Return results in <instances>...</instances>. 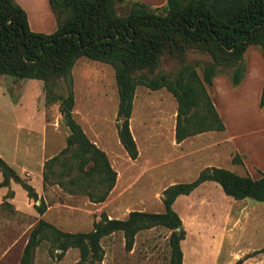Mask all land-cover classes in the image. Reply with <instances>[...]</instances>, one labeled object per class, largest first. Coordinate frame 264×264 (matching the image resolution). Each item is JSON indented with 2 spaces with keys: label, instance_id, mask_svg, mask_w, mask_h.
<instances>
[{
  "label": "trees",
  "instance_id": "obj_1",
  "mask_svg": "<svg viewBox=\"0 0 264 264\" xmlns=\"http://www.w3.org/2000/svg\"><path fill=\"white\" fill-rule=\"evenodd\" d=\"M56 20L52 32L31 31L23 9L14 0H0V74L14 78H32L42 82L44 101L57 102V110L67 128L65 147L46 159L42 179L47 170L70 151L83 175L69 178L75 184L84 175L98 174L103 190L88 193L92 201L102 200L114 183L115 171L105 153L84 134L72 116L71 68L79 57L111 66L117 94L116 133L119 143L130 158L137 150L128 121L136 86L150 90L165 88L176 101L174 138L212 130L223 124L210 100L207 87L217 73V66L232 67L230 82L236 84L242 74V54L248 45H257L264 52V0H166L160 7H151L137 0H48ZM116 3L127 6L123 14L116 12ZM186 50L208 56L196 70L198 62L182 63L174 75L155 71L160 57ZM58 79L65 83V95L54 92ZM264 104V80L258 105ZM236 161H239L237 158ZM2 183L12 176L20 182L28 196L32 188L13 174L0 158ZM205 180L216 182L223 193L234 199L264 201V173L256 178L237 174L216 166L201 168L186 182L167 185L161 191L162 212L130 211L123 219L101 216L86 232H64L39 219L22 247L19 264H30L34 248L44 239L58 248L61 255L67 248L78 250L74 264H99V239L120 230L123 247L129 250L134 234L152 225L167 227L170 248L168 264H181L179 241L184 236L181 220L172 208L178 195H186ZM37 212L43 209L37 206ZM179 227L176 231L175 229Z\"/></svg>",
  "mask_w": 264,
  "mask_h": 264
},
{
  "label": "rangeland",
  "instance_id": "obj_2",
  "mask_svg": "<svg viewBox=\"0 0 264 264\" xmlns=\"http://www.w3.org/2000/svg\"><path fill=\"white\" fill-rule=\"evenodd\" d=\"M164 4L165 2L160 6ZM126 8L127 6L116 3L115 9L118 14H123ZM179 56V54L161 56L155 71L174 75L182 63L196 61L198 62L196 70L201 74V67L208 60L207 55L191 50H186L182 57ZM216 68V74H227L230 76L232 72V67L220 65ZM100 78L102 80L101 85L98 82ZM75 81L76 90H78V87L83 90L85 81L90 82L93 90L98 91L99 95L101 90L103 91L104 89L106 102L112 106L117 105L116 87L110 65L90 60L86 57H79L75 64ZM73 85L74 82H72V92ZM137 88L138 90H145L143 88L146 87L138 85ZM53 90L56 93L65 95V83L58 79ZM147 92L148 96L146 98L156 101L159 95L151 91ZM212 94L218 95L216 88L212 90ZM142 97V92L138 91L136 94L137 100ZM226 103L229 110H231L229 112L231 119L233 102L228 101ZM247 105L248 109L253 111L252 103L249 102ZM72 108L71 113L73 116ZM49 115L52 119H55L54 116L58 115V125L64 129L66 136L67 128L59 112L53 110ZM155 116V114L149 115L147 120L142 121V125L140 123L136 125L138 130H142V132L148 131L147 134L143 133L145 136H157L158 130L154 129L152 124V119ZM2 117L4 120L0 122V132L7 133L9 125L7 112ZM115 118L116 106L114 110V122L116 123ZM154 124L158 126L157 123ZM232 127V125L229 126L228 132L233 131ZM163 132V139H167V130L163 129ZM256 132L251 135L237 137L239 139L237 140L239 143L249 146L250 138H252L259 143V148L264 150V141L262 140L264 132ZM1 135L0 150L7 151V140L4 135ZM143 136L137 137L140 154L138 155V149L136 148L137 154L135 158H130L124 149L120 152L121 154H112V158H110L108 163L115 171L114 183L100 201H92L88 194L97 195L103 190V186L98 182L97 173L91 172L89 176L84 175L83 179H79L75 184L67 183L69 178L83 175L78 169L75 159L70 157L71 150H68L60 155L59 162L54 163L47 170L46 178L42 179L41 192L29 196L32 207L30 213L14 212L6 203H1L0 264H19L22 247L28 238L30 230L39 219L61 231L74 233L90 230L92 222L98 220L101 216L123 219L128 212L133 210L148 213L162 212L160 192L163 187L170 181L186 182L192 180L196 175L197 168L204 166V161L202 160L204 157L202 152L204 150L200 151L195 148L206 140V135H191L184 140L178 151L173 143L169 145L167 141L166 146L168 148L159 160H156L159 157L158 152L156 150L155 152L153 151L154 147L145 145ZM229 142L230 140H226V143L222 146L223 150L226 151L222 156L224 160L230 158L234 164L231 165L228 162H224V165L231 167L234 170H229L237 171L235 173L239 174L242 172L237 164L240 163V157L235 151L230 149ZM134 144L136 147L135 142ZM190 150L195 151L190 154ZM209 151L211 150H206V152ZM180 156H183L182 159L186 162L184 169L172 163L174 158H180ZM237 158L239 161H236ZM252 159V156H248V163ZM258 159L264 166V153ZM259 171L256 167L252 169L254 175H258ZM168 172H171L174 178H170V176L167 178L165 175L167 174L168 176ZM208 184H214L216 187H213V185L203 187L193 193L192 198H196L197 195H204L209 198L211 205L214 207L211 209V222L205 225L204 228L205 231L208 230L210 232L209 242L206 246L205 241L198 239L195 234L191 233L187 239L190 248V264H264V201H256L250 198L234 199L225 195L216 183L209 182ZM186 203L185 195H179L172 207L179 218L180 216L182 218L181 228H183L184 232ZM207 205L210 206L208 203ZM37 206L43 209L42 213L37 212ZM205 213L208 215L207 206ZM169 232L170 230L161 224L139 230L134 234L131 248L125 250L122 233L120 230H115L99 239L101 248L99 264H168L170 252L168 245ZM59 251L58 248H54L48 241L42 239L33 250L30 264H74L78 260L79 256L76 248H67L58 256Z\"/></svg>",
  "mask_w": 264,
  "mask_h": 264
},
{
  "label": "crops",
  "instance_id": "obj_3",
  "mask_svg": "<svg viewBox=\"0 0 264 264\" xmlns=\"http://www.w3.org/2000/svg\"><path fill=\"white\" fill-rule=\"evenodd\" d=\"M137 1L151 7H158L166 0ZM14 2L25 12L27 24L31 31L49 33L55 29L56 20L48 0H14ZM77 59L71 68L72 82H74L73 118L80 125L87 138L106 154L109 161L112 158V154H121L120 152L123 149L119 143L114 122V110L117 105L114 103L115 106H112L107 103L104 89L103 91L101 90V94L99 95L98 91L93 90L90 82L85 81L83 90H80L79 87L76 90L75 64L77 63ZM242 66V74L236 84L230 82V76L227 74H215L212 77L211 84L207 87V92L224 128L222 130L197 133L196 135L205 134L206 140L202 141L195 149L204 150L202 152L204 155L202 158L204 161L203 167L216 166L232 169L224 165V162H228L231 165L234 163L231 162L230 158L224 160L222 156L226 152L222 146L226 143V140H230V149L235 151L240 157V163L237 164L240 166L242 172L239 174H248L250 177L256 178L260 175V172L264 173V166L258 159L259 156L263 155L264 150L259 148V143L252 138H250L249 146H247L239 143L237 137L251 135L257 133L256 131L264 132V104L263 106L258 105L260 88L264 80L263 50L257 45H248L242 54ZM100 81L98 82L101 85V78ZM215 88L218 91V95L216 96L212 94V90ZM143 89L145 90H138L136 86L134 90L129 117V129L136 143L139 155L137 137L143 136L144 132L147 134L148 131L142 132V130H138L136 125L139 123L142 125V121L147 120L149 115H156L152 119V124L154 129L158 130L157 136L144 135L143 137L145 145L154 147L153 151L155 152L156 150L158 152L159 157L156 160H159L167 150L166 144L168 142L169 145L173 143L178 151L184 140L190 136L185 137L179 142L174 140L176 114V101L174 97L165 88L155 90ZM138 91L142 92L143 96L140 100L136 98ZM147 91L159 95L156 101H151L148 97L146 98L148 96ZM228 101L233 102L231 119L229 116L231 110H229L226 103ZM249 102L252 103L253 111L248 109L249 104L247 105V103ZM53 110L58 112L57 102L46 103L44 101L42 82L40 80L14 78L10 75L0 74V122L4 120L2 116L7 112L9 124L7 133L0 132V135H4L8 143L7 151L0 150V158L20 181L25 182L32 188L35 194H39L42 189V166L44 161L57 154L65 144V131L58 125V115L54 116L55 119H52L49 115ZM154 123H157L158 126H155ZM230 125L233 126V131L228 132ZM163 129L168 132L167 139H163ZM262 140L264 141V136ZM206 150L211 151L206 152ZM194 151L190 150L189 152L193 154ZM248 156L253 157L250 163H248ZM182 158L183 156L174 158L172 163L184 169L186 162ZM254 167L260 170L258 175L252 173ZM200 169L201 167H198L195 174ZM165 176L167 178L169 176L170 178H174L171 172H168V176L167 174ZM3 179L4 175L0 170V204L6 203L14 212L30 213L32 210L30 198L20 182L12 176H8L5 183H2ZM176 182L181 181H170L167 185ZM209 182L214 181L205 180L185 195L187 202L184 216L185 232L183 238L179 241L182 253L181 264H190V248L187 239L191 233L195 234L198 239L205 241L206 246L209 242L208 237L210 232L208 230L205 231L204 228L205 225L211 222V209L214 207L211 205L209 198L204 195H197L196 198H192L193 193L203 187H207L208 185L216 187L214 184H208ZM178 197L179 195L174 199L172 207ZM206 206L208 208V215L205 213ZM180 220L182 221L181 216Z\"/></svg>",
  "mask_w": 264,
  "mask_h": 264
},
{
  "label": "water",
  "instance_id": "obj_4",
  "mask_svg": "<svg viewBox=\"0 0 264 264\" xmlns=\"http://www.w3.org/2000/svg\"><path fill=\"white\" fill-rule=\"evenodd\" d=\"M179 229V227H177L175 230L177 231Z\"/></svg>",
  "mask_w": 264,
  "mask_h": 264
}]
</instances>
